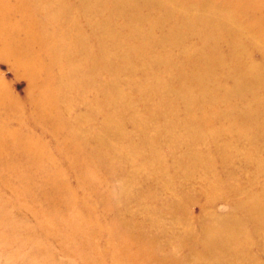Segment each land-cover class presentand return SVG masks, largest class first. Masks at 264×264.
Listing matches in <instances>:
<instances>
[{
	"label": "rangeland",
	"instance_id": "374dc122",
	"mask_svg": "<svg viewBox=\"0 0 264 264\" xmlns=\"http://www.w3.org/2000/svg\"><path fill=\"white\" fill-rule=\"evenodd\" d=\"M121 1L127 11L118 0L24 2L57 39L73 13L81 33L62 47L87 58L84 72L32 70L22 61L32 55L0 49V131L43 150L34 180L0 166V264H131L122 251L132 238L151 245L141 264H264V213L248 208L264 204V0ZM209 9L237 27L216 33ZM40 106L60 127L34 118ZM67 133L99 154L68 145L90 183L60 152ZM51 184L57 211L37 200Z\"/></svg>",
	"mask_w": 264,
	"mask_h": 264
},
{
	"label": "bare ground",
	"instance_id": "6f19581e",
	"mask_svg": "<svg viewBox=\"0 0 264 264\" xmlns=\"http://www.w3.org/2000/svg\"><path fill=\"white\" fill-rule=\"evenodd\" d=\"M26 0H0V49H3L4 51L10 50L12 46H14V49L17 50L20 56H23L22 53H26L29 55H32V58L29 60H22L27 67H29L32 70L43 68L48 66L49 70L57 69L59 70H68L70 73H78L79 68L77 65L82 64L83 72L85 69H87L86 64L88 63L85 58L84 61H80L75 59L76 57L71 55L62 47V45L65 44L66 48H70V46L75 42L76 36H78L81 33V28L76 21L73 20V13H63L62 22L67 24L68 29V36L64 39H57L55 35L53 34L51 30V25L47 26L45 24V20L40 18V20L37 19V10L36 8L31 9H25L23 7V4ZM120 2L119 5H115V7H121L122 10L127 11L128 5L127 3L118 0ZM37 2V1H36ZM60 1L59 3H61ZM244 4L242 8L245 9H253V8H259L260 7V0H243ZM60 13V12H59ZM215 13L214 9H209L206 15L208 16V19H206L207 26L214 29L215 32H223L227 31L228 29L225 28L226 25H231L232 28H236L237 26L234 24V20L229 19L226 17H222L218 22L214 19L213 14ZM256 20L262 27H264V9H261L259 12V15L257 16ZM225 28V29H224ZM86 49V47H84ZM43 49L41 52L39 50ZM88 49V47H87ZM89 50V49H88ZM11 51V50H10ZM9 51V52H10ZM8 52V53H9ZM37 52H40L39 54L44 55L42 58L37 59ZM36 54V55H35ZM21 58V57H19ZM26 59V58H24ZM64 61V62H63ZM67 62V63H65ZM65 63V64H62ZM91 64V63H90ZM60 75V73H59ZM54 100L56 99V96L58 94H54ZM45 98V97H43ZM36 102V101H35ZM38 102V101H37ZM0 106H1V97H0ZM39 112L38 114H35V119L43 121L48 124H54L55 123V115L50 114V110L46 108L45 106H40L38 108ZM87 115V114H85ZM65 116V114H63ZM61 124H55L53 126L60 127ZM54 131L56 132V128H54ZM57 143H66L64 146L65 148H68V145L70 146L71 143L74 141L80 139L81 141L85 142L86 145H88L89 149L91 150V154L97 152L93 147L94 144L90 143V140L87 138L81 139V133H76L75 135L70 136V134H62L60 136H57ZM89 137V136H88ZM98 143L99 145H107L105 135L104 133H100L97 135ZM18 134L11 135V133H6V131H0V166H3L6 170H12L15 180L20 181V183H24L26 180H28L30 177L34 180L35 173L34 168H36V163L38 160V157L43 152L40 151L37 148H29V149H22L18 147ZM81 142V143H83ZM97 147V146H96ZM63 148V147H62ZM63 148V151H60L61 153H65L66 156L69 154L68 160H75V162L78 164L79 168L83 169L81 173L83 176V179L85 182L90 183V181H93L90 176L88 175V172L85 173V163H83L82 157H78L80 155V150L77 147H72L73 149H65ZM71 150V151H70ZM76 150V151H75ZM41 152V153H40ZM21 155H25L24 157H30L28 161H16L18 157ZM96 156H99L98 153L94 154ZM10 156V157H9ZM86 157V156H85ZM31 160V161H30ZM17 165L18 169L14 167V165ZM54 174V172H53ZM55 176V175H53ZM51 176L50 178H52ZM0 183H5V180H0ZM93 184V182H92ZM100 187V186H99ZM49 192L53 193L52 195H47ZM46 199H37L38 201L47 200L52 205L57 206L56 211L59 207L58 202L56 201L59 197L58 191H54L52 184L49 186V190L43 191ZM17 190H14V195L16 197ZM14 197V198H15ZM18 199V198H16ZM31 201H33L31 198H29ZM107 199V198H106ZM249 212L251 215L258 216L260 214L264 213V204H261L260 202H250ZM41 225V224H40ZM43 229V228H42ZM21 239V238H20ZM225 239L232 242L231 234H226ZM129 242L132 244V247L129 245L125 248V250L122 251V255L125 258V261L127 263L131 264H141L140 260L136 258V256H139V254H144L148 252L149 249H151V245L147 246V249H144V247L140 244L138 247L137 245V239L132 238L128 239ZM85 242V241H82ZM134 246V247H133ZM87 252V251H86ZM87 254L84 255V257ZM155 256V254H153ZM157 257V256H155ZM94 258V257H93ZM92 258V259H93ZM97 258L94 262H97Z\"/></svg>",
	"mask_w": 264,
	"mask_h": 264
}]
</instances>
